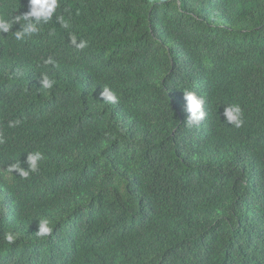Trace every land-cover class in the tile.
<instances>
[{
    "label": "trees",
    "instance_id": "16d2710c",
    "mask_svg": "<svg viewBox=\"0 0 264 264\" xmlns=\"http://www.w3.org/2000/svg\"><path fill=\"white\" fill-rule=\"evenodd\" d=\"M58 4L37 33L0 34V264H264V0ZM184 91L206 100L199 126ZM36 151L37 172H6Z\"/></svg>",
    "mask_w": 264,
    "mask_h": 264
},
{
    "label": "clouds",
    "instance_id": "9594fccd",
    "mask_svg": "<svg viewBox=\"0 0 264 264\" xmlns=\"http://www.w3.org/2000/svg\"><path fill=\"white\" fill-rule=\"evenodd\" d=\"M59 7L58 0H28V11L25 13L14 15L11 14L10 18L0 17V34L12 32L11 29L14 25H20L19 30L14 32V36L17 40H22L27 36L37 33L42 23H47L52 20L54 14ZM56 22L61 26L67 28L68 24L64 21L62 16L55 17ZM70 42L78 49H83L87 46V42L81 40L77 43L75 36L70 37ZM46 64H55L52 58L45 61ZM40 85L42 88L49 89L53 86V81L46 75L40 77ZM100 100L107 103H117L118 97L109 87H103L99 94ZM184 112L186 115V123L188 125L199 126L207 117L205 109L206 100L203 96L198 95L192 91H184ZM224 120L223 123L235 126L239 128L243 125V113L238 104H232L224 106L222 113ZM219 116V115H218ZM220 118V117H219ZM19 124V121L9 122V127H15ZM4 138L0 135V144L4 143ZM43 159V154L39 151L31 152L27 154L26 161H18L16 163L9 164L6 168V172L9 174H17L21 178H28L31 173H35L39 170L40 161ZM26 163L27 168L22 164ZM36 235L40 237H47L51 235L53 228L50 226L48 219L38 220ZM4 239L9 243H14L16 236L11 233H5Z\"/></svg>",
    "mask_w": 264,
    "mask_h": 264
}]
</instances>
